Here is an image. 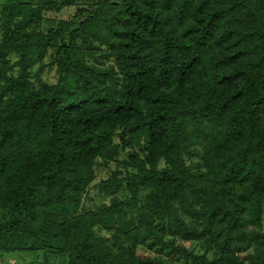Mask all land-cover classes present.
I'll list each match as a JSON object with an SVG mask.
<instances>
[{"label":"trees","instance_id":"obj_1","mask_svg":"<svg viewBox=\"0 0 264 264\" xmlns=\"http://www.w3.org/2000/svg\"><path fill=\"white\" fill-rule=\"evenodd\" d=\"M263 228L264 0H0V258L264 264Z\"/></svg>","mask_w":264,"mask_h":264},{"label":"rangeland","instance_id":"obj_2","mask_svg":"<svg viewBox=\"0 0 264 264\" xmlns=\"http://www.w3.org/2000/svg\"><path fill=\"white\" fill-rule=\"evenodd\" d=\"M48 63V59L45 60ZM41 78L48 84H55L57 81V73L55 66H46L42 70ZM123 157L119 159L121 161ZM121 169V167L115 162L109 168L98 167L96 170V180L93 185L98 184L101 181L111 178L114 171ZM91 201L87 203L86 208L88 210H96L101 204L109 203L113 198L124 199L125 194L121 192L118 195H110L108 192H101L98 189H92L90 193ZM264 231V228H263ZM189 247L190 243H186ZM44 252H14L3 255L4 258H0V264H43Z\"/></svg>","mask_w":264,"mask_h":264}]
</instances>
